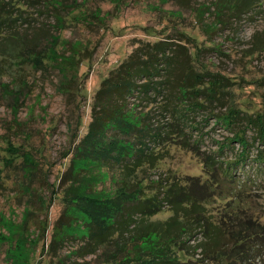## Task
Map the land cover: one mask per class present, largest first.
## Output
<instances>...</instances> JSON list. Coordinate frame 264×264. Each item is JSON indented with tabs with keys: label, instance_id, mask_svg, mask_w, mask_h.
<instances>
[{
	"label": "trees",
	"instance_id": "16d2710c",
	"mask_svg": "<svg viewBox=\"0 0 264 264\" xmlns=\"http://www.w3.org/2000/svg\"><path fill=\"white\" fill-rule=\"evenodd\" d=\"M63 1L50 2L57 8ZM215 1L236 14L260 4V0ZM20 2L24 1L0 0V98L12 110L23 96L22 73L30 65L49 62V53L44 54L36 34L21 28V21L30 20L22 16ZM75 8H64L57 20L67 22V15ZM78 11L84 16L82 8ZM196 12L201 18L202 11ZM202 26L205 32L216 27ZM200 30L198 27L199 36L203 34ZM182 32L185 38L199 40L193 27H184ZM167 34L169 31L153 41H141L101 78L86 130L75 134L67 167L59 178L55 197L61 210L53 222L48 247L57 254L60 243L72 241L76 245L66 257L95 254L100 264H264V213H253L251 197H244L229 170L232 163L243 159L249 146L245 129H254L264 143L263 113L252 115L233 106L215 113L216 122L232 130L231 135L217 141L215 151L233 141L240 150L231 160L203 151L204 179L195 175L152 177L151 171L167 150L165 144L175 135L181 136L178 139L185 145H198L199 138L191 143L184 132V128L197 126L189 115L202 108L212 110L205 102L221 101L228 77L197 67L198 50L187 47L183 37L173 40ZM197 41L192 48H202ZM132 97H140L148 106L154 101L163 103L161 108L167 113L164 122L151 116L152 107L137 111ZM5 147L22 159L14 163L12 156L1 155L0 185L2 171L11 165L17 168L15 177L22 175L18 185L28 191L39 171L38 161L15 144ZM40 180L47 184L45 178ZM225 182L231 188L228 192L222 190ZM210 198L224 202L211 211ZM166 207L170 210L167 216L156 215ZM66 257L58 256L55 264H70Z\"/></svg>",
	"mask_w": 264,
	"mask_h": 264
},
{
	"label": "rangeland",
	"instance_id": "374dc122",
	"mask_svg": "<svg viewBox=\"0 0 264 264\" xmlns=\"http://www.w3.org/2000/svg\"><path fill=\"white\" fill-rule=\"evenodd\" d=\"M23 1L19 4L24 10L22 16L30 22L21 21V28L25 27L27 34H36L44 54L49 53V62L25 68L20 79L23 96L14 110L0 98V158L12 156L14 163L22 159L20 154L13 156L5 150V145L11 143L20 151L31 152L39 164L28 191L18 185L22 175L15 177V166L2 171L0 264H55L58 256L66 257L76 245L72 241L60 243L57 254L48 247L53 222L61 210L55 197L59 178L67 167L75 134L86 130L93 94L101 78L141 41H153L169 31L167 36L173 40L183 37L181 41L187 47L198 50L197 67L228 76L221 101L205 102L213 111L202 108L189 115L197 126L184 128V132L191 143L199 138L198 145H185L179 135L168 140L166 152L151 171L153 178L195 175L204 179L203 151L231 160L240 150L238 142L233 141L222 151H215L217 141L232 134L231 129L216 122L215 113L233 106L252 115L264 114V0L237 14L214 0H64L57 8L52 7L51 0ZM64 8L75 11L67 15V22H59L57 18L63 16ZM78 8L84 10V16ZM197 10L202 11L201 18ZM224 11L226 14L221 16ZM205 23L215 25V30L203 31ZM184 27H193L196 36L200 27L203 34L197 39L202 48H192L197 40L185 38ZM131 100L137 111L152 107L151 116L164 122L167 113L161 108L163 103L154 101L148 106L140 97ZM157 100L162 102L160 97ZM245 132L249 146L243 159L232 163L229 170L244 197H251L253 213L263 215L264 143L251 127ZM147 141L152 145L150 139ZM42 178L47 184H41ZM106 183L110 187L111 183ZM229 186L225 182L222 190L230 191ZM39 196L45 200L40 201ZM212 198L208 208L215 211L224 200ZM169 213L166 207L156 215L164 217ZM99 260L95 254L66 257L70 264H100Z\"/></svg>",
	"mask_w": 264,
	"mask_h": 264
}]
</instances>
